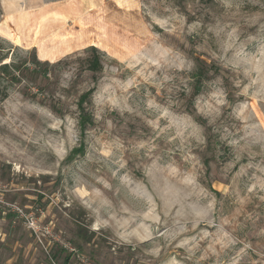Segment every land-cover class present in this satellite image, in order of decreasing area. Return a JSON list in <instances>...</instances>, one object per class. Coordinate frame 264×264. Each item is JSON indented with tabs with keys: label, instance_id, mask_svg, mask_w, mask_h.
Here are the masks:
<instances>
[{
	"label": "rangeland",
	"instance_id": "rangeland-1",
	"mask_svg": "<svg viewBox=\"0 0 264 264\" xmlns=\"http://www.w3.org/2000/svg\"><path fill=\"white\" fill-rule=\"evenodd\" d=\"M0 41L66 62L0 102V264H264V0H0Z\"/></svg>",
	"mask_w": 264,
	"mask_h": 264
},
{
	"label": "trees",
	"instance_id": "trees-1",
	"mask_svg": "<svg viewBox=\"0 0 264 264\" xmlns=\"http://www.w3.org/2000/svg\"><path fill=\"white\" fill-rule=\"evenodd\" d=\"M0 42L6 43L5 41ZM5 50L7 53L0 56V102L4 101L7 98L8 91L11 87L22 82L24 79L30 81L33 77L38 80L36 85L38 86V91L42 93L46 92L47 87L52 83L51 79H49V76L54 75L55 68L59 67L62 64H66L65 61H58L56 63L40 61L34 56L30 61L25 60L19 64L11 60L7 62L8 55H12L15 48L7 43V48H5ZM91 50L93 54L88 61L87 68L92 73H95L99 69H101L100 55L97 54V51H95L94 48H92ZM0 51H4V49H2L1 47V43ZM90 94V90L82 93L76 102L78 111V127L82 131L85 130L87 124L91 122V116L84 107V104L86 103ZM33 96L34 98H36L37 94L35 93ZM77 236L80 238H84L81 229L78 231Z\"/></svg>",
	"mask_w": 264,
	"mask_h": 264
}]
</instances>
